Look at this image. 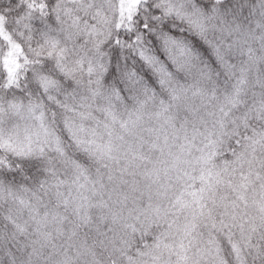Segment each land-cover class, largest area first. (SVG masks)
<instances>
[{
  "label": "snow or ice",
  "instance_id": "obj_1",
  "mask_svg": "<svg viewBox=\"0 0 264 264\" xmlns=\"http://www.w3.org/2000/svg\"><path fill=\"white\" fill-rule=\"evenodd\" d=\"M0 264H264V0H0Z\"/></svg>",
  "mask_w": 264,
  "mask_h": 264
}]
</instances>
